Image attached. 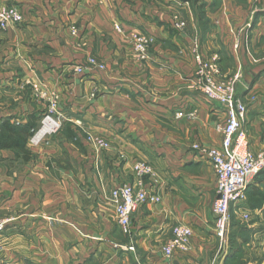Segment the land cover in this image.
I'll list each match as a JSON object with an SVG mask.
<instances>
[{
	"label": "crops",
	"instance_id": "1",
	"mask_svg": "<svg viewBox=\"0 0 264 264\" xmlns=\"http://www.w3.org/2000/svg\"><path fill=\"white\" fill-rule=\"evenodd\" d=\"M192 1L0 0L24 15L0 29V124L39 123L48 109L39 90L58 93L65 116L57 134L37 145L30 138V160L0 149V216L10 219L0 233V264H225L212 210L217 176L194 144L221 146L217 126L227 108L192 87L191 49L198 44L205 59L218 58L220 79L240 74L243 129L250 150L262 151L264 0H202L206 26ZM133 32L152 37L146 58L132 47ZM91 56L105 69L76 73ZM88 133L110 148L95 147ZM139 159L156 170V181L145 183L161 201L143 203L127 233L109 194L137 182ZM261 186L264 172L249 181L239 214H264L263 197L256 208L249 201ZM179 224L193 229L192 249L167 257L163 247Z\"/></svg>",
	"mask_w": 264,
	"mask_h": 264
},
{
	"label": "built area",
	"instance_id": "2",
	"mask_svg": "<svg viewBox=\"0 0 264 264\" xmlns=\"http://www.w3.org/2000/svg\"><path fill=\"white\" fill-rule=\"evenodd\" d=\"M177 28L183 29L186 21L179 15H174ZM24 15L18 6H0V29H7L11 25L22 22ZM118 31H122L121 25H116ZM76 33V32H74ZM130 40L134 50L141 58H146L148 48L153 42L149 37L140 32L131 34ZM191 54L196 61V73L191 83L192 87L199 90L208 100L217 102L227 108V120L218 124L217 128L222 132V144L220 147L195 143L194 149L202 155H206L215 170L217 176V197L213 202V214L216 234L222 243L226 242L232 211L240 208V203L246 198V189L250 178L264 171V149L253 152L249 148L247 134L243 129V122L247 115V105L240 100L237 93V84L240 74L231 77H222V69L218 58L207 60L203 56L199 45L191 49ZM87 65L105 68L96 58L90 57ZM87 66L77 65L75 71L84 73ZM41 98L49 101L47 112L44 114L41 125L31 138V143L37 145L48 135L54 134L62 127L64 114L60 109L59 96L55 92L48 93L39 90ZM195 111L188 114L192 116ZM184 115L183 112L178 113ZM87 140L98 149L110 148L108 140L102 136L88 133ZM137 182L134 184L123 183L110 191L111 200L118 224L125 232H129L131 218L134 212L146 202H160L161 197L157 193H151L146 187V179L156 181L158 174L153 165L145 160H137L133 166ZM8 219L0 217V233L6 228ZM193 229L190 226L179 224L173 227V237L163 247V253L172 257L176 251L187 253L192 249Z\"/></svg>",
	"mask_w": 264,
	"mask_h": 264
},
{
	"label": "rangeland",
	"instance_id": "3",
	"mask_svg": "<svg viewBox=\"0 0 264 264\" xmlns=\"http://www.w3.org/2000/svg\"><path fill=\"white\" fill-rule=\"evenodd\" d=\"M23 21H24V19H23ZM116 25H120V24H116ZM116 25H115V28H116ZM251 26H252V22H250L246 25V29L248 30ZM116 30H117V28H116ZM130 37H131V35L129 36V40H130ZM130 42H131V40H130ZM132 47H133V45H132ZM89 58L90 57H88V59ZM94 58H96V57H94ZM100 63H103V62H100ZM103 64H105V63H103ZM76 67H77V65L75 66V68ZM87 67L102 70L98 67H94V66H90V65H87ZM76 73H78V72H76ZM260 74L261 73H259V75ZM228 77H231V76H228ZM58 96H59V100H60V95L58 94ZM48 104H49V101H48ZM60 109H61V107H60ZM42 118H43V116H42ZM42 118H41L40 122L38 123V126L34 130L32 136L35 134L37 129L40 127ZM64 119H65V116H64ZM64 119L62 120L63 124H62V127L60 128L59 131H61L63 129V126L65 124ZM58 132H56L54 134H57ZM54 134L48 135L45 139H47L48 137H50ZM32 136L30 138H32ZM258 176H259L258 174L255 176H252L250 178V181L251 182L255 181V179H257ZM261 188H264V186L263 187L261 186ZM0 217H2V216H0ZM2 218H6V217H2ZM6 219H8V218H6ZM9 220L10 219H8V223H9ZM229 228L230 229L228 231V236L226 238V242L222 243L220 241L222 246L224 247V249L222 251L221 259H224L225 264H264V214H262V215L255 214L254 211H252V213H251V211L250 212L248 210L246 211V209H244V208L242 209V212L239 214L238 208L234 209L232 211V220H231Z\"/></svg>",
	"mask_w": 264,
	"mask_h": 264
},
{
	"label": "trees",
	"instance_id": "4",
	"mask_svg": "<svg viewBox=\"0 0 264 264\" xmlns=\"http://www.w3.org/2000/svg\"><path fill=\"white\" fill-rule=\"evenodd\" d=\"M191 4L197 11L199 21L206 26L209 20L206 16L205 3H203L202 0H193ZM37 126L38 123L34 120H29L24 125H18L16 123H12L10 119H4L0 124V149L13 148L15 149L16 158L22 159L23 161L30 160L32 158V152L27 145ZM250 192L251 190H248V194ZM261 197H263L264 200V192L257 193L254 197H250L249 201L251 206L254 208L260 206L262 203ZM253 199H260V202L257 204L252 203Z\"/></svg>",
	"mask_w": 264,
	"mask_h": 264
}]
</instances>
